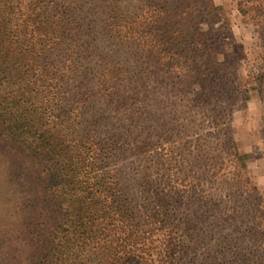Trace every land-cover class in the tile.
I'll return each mask as SVG.
<instances>
[{"label":"trees","instance_id":"16d2710c","mask_svg":"<svg viewBox=\"0 0 264 264\" xmlns=\"http://www.w3.org/2000/svg\"><path fill=\"white\" fill-rule=\"evenodd\" d=\"M0 0V142L22 192L0 264H264V200L233 135L264 103V0Z\"/></svg>","mask_w":264,"mask_h":264},{"label":"rangeland","instance_id":"374dc122","mask_svg":"<svg viewBox=\"0 0 264 264\" xmlns=\"http://www.w3.org/2000/svg\"><path fill=\"white\" fill-rule=\"evenodd\" d=\"M240 0H216L230 18L231 28L238 43L244 49V60L240 75L258 72L262 65L263 49L254 25L238 10ZM233 135L241 153L248 154V175L264 200V103L253 93L251 99L233 115ZM6 144L0 142V245L8 238L10 224H21L22 219L15 213L16 204H20L22 192L28 181L21 172V159L7 157Z\"/></svg>","mask_w":264,"mask_h":264}]
</instances>
